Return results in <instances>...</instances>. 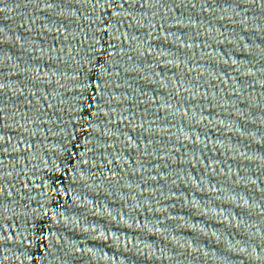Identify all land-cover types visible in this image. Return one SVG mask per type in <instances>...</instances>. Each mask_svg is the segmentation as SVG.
<instances>
[{
  "label": "water",
  "instance_id": "water-1",
  "mask_svg": "<svg viewBox=\"0 0 264 264\" xmlns=\"http://www.w3.org/2000/svg\"><path fill=\"white\" fill-rule=\"evenodd\" d=\"M0 264H264V0H0Z\"/></svg>",
  "mask_w": 264,
  "mask_h": 264
}]
</instances>
